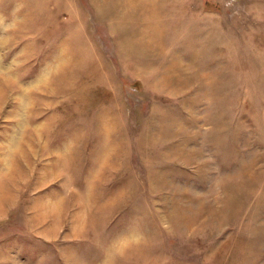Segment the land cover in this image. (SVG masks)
Returning <instances> with one entry per match:
<instances>
[{"label":"rangeland","instance_id":"rangeland-1","mask_svg":"<svg viewBox=\"0 0 264 264\" xmlns=\"http://www.w3.org/2000/svg\"><path fill=\"white\" fill-rule=\"evenodd\" d=\"M0 264H264V0H0Z\"/></svg>","mask_w":264,"mask_h":264}]
</instances>
